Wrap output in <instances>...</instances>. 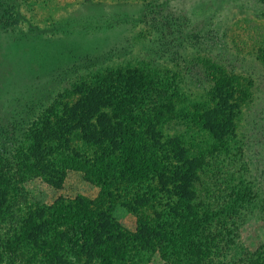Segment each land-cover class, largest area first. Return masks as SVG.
<instances>
[{"label":"rangeland","instance_id":"374dc122","mask_svg":"<svg viewBox=\"0 0 264 264\" xmlns=\"http://www.w3.org/2000/svg\"><path fill=\"white\" fill-rule=\"evenodd\" d=\"M14 2L21 3L20 19L6 32L0 29V141L11 146L21 140L34 114L49 103L55 91L67 83L82 84L83 79H91L90 72L107 66L123 67L128 77L135 70L155 72L153 81L173 92L176 109L161 106L153 121L143 126L157 137L155 160L157 171L164 176V190L171 194L176 187L183 189L197 170H209L213 140L223 134L225 138L224 131L235 127L243 143L239 160L233 159L230 166L244 167L226 180L234 187L242 177L264 196V0ZM79 98L71 97L68 106L76 105ZM98 98L87 106L94 107ZM195 110L206 115L209 128L199 133L193 125L183 134L185 126L176 116ZM101 113L112 116L113 110L102 108ZM230 143L226 138L222 141L223 146ZM229 155L234 158V152ZM228 160L221 156L215 171ZM123 183L102 189L84 182L79 173L68 172L59 190L39 179L26 187L32 201L85 197L87 203L80 201L81 205L97 208L103 230L111 226L109 216L133 233L138 225L133 210L137 209L127 190H117ZM118 191L121 203H116L110 215L108 207ZM40 222L35 219L34 225ZM238 234V242L249 250L264 244V204Z\"/></svg>","mask_w":264,"mask_h":264},{"label":"trees","instance_id":"16d2710c","mask_svg":"<svg viewBox=\"0 0 264 264\" xmlns=\"http://www.w3.org/2000/svg\"><path fill=\"white\" fill-rule=\"evenodd\" d=\"M20 5L0 0L1 31L16 26ZM152 75L135 70L128 77L123 67L112 66L90 72L91 79H83V85L67 83L55 91L21 140L11 146L0 141V264H264V244L249 250L238 242V230L263 207L264 196L239 175L234 187L226 180L244 167L230 166L239 160L243 143L235 127L224 131L230 145L223 146L224 134L212 137L209 170H197L183 189L176 187L171 194L164 190L155 160L157 137L143 126L153 121L156 109L168 106L173 111L175 103L173 92ZM77 96L79 102L69 107V99ZM95 96L101 98L94 107L87 106ZM109 107L113 115L107 117L101 112ZM206 118L196 110L176 116L185 126L183 134L193 125L204 133L209 128ZM233 152L234 158L229 155ZM224 155L229 163L215 171ZM68 172L102 189L124 181L117 190L131 194L137 209L135 232L109 216L111 226L103 230L97 208L81 205L87 202L80 195L74 200L56 197L51 203L30 199L29 182L39 179L59 190ZM119 192L108 207L110 215L121 200ZM146 203L152 210L145 209ZM35 219L41 222L34 225Z\"/></svg>","mask_w":264,"mask_h":264}]
</instances>
